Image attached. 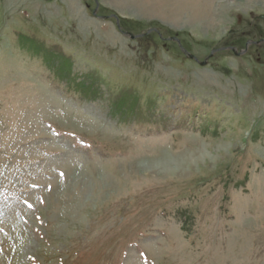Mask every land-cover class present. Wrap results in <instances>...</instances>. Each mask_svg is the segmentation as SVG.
<instances>
[{"label": "rangeland", "instance_id": "1", "mask_svg": "<svg viewBox=\"0 0 264 264\" xmlns=\"http://www.w3.org/2000/svg\"><path fill=\"white\" fill-rule=\"evenodd\" d=\"M263 16L0 0V264H264Z\"/></svg>", "mask_w": 264, "mask_h": 264}, {"label": "water", "instance_id": "2", "mask_svg": "<svg viewBox=\"0 0 264 264\" xmlns=\"http://www.w3.org/2000/svg\"><path fill=\"white\" fill-rule=\"evenodd\" d=\"M96 11H97V9H95L94 13H96ZM112 17L117 18V20H118L117 23L119 24V18L117 17V15L113 14ZM263 19H264V16H263ZM153 31H156V32H158V33L161 35V33L159 32V29H157V28H153V29L149 30L147 33L139 34V35H135V34H133V33L127 32V35H129L132 39H135V38H137V37H143V36H145V35H147V34L153 32ZM170 39H171V40H174V41H177V42L180 44V46H181V48L183 49V51H184V52H185L190 58H193V59H195L196 61H198V58H197L195 55L189 53L187 50H185V49L182 47V45H181V40H180L179 38H177V37H172V38H170ZM250 43H251V42H248L247 45H249ZM231 49H233V50L236 52V50H235L234 47H232ZM214 52H215V50L213 51V53L211 54V56L214 55ZM243 52H244V50H243L241 53H237V54H242ZM208 59H209V58H207L206 60H204L203 62H201V64H203V65L207 64Z\"/></svg>", "mask_w": 264, "mask_h": 264}]
</instances>
